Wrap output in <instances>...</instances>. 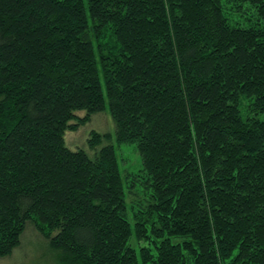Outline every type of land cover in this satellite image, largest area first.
Returning <instances> with one entry per match:
<instances>
[{
	"label": "trees",
	"instance_id": "obj_1",
	"mask_svg": "<svg viewBox=\"0 0 264 264\" xmlns=\"http://www.w3.org/2000/svg\"><path fill=\"white\" fill-rule=\"evenodd\" d=\"M106 100L131 218L112 135L65 143ZM259 114L264 0H0V258L31 225L60 264H264Z\"/></svg>",
	"mask_w": 264,
	"mask_h": 264
},
{
	"label": "rangeland",
	"instance_id": "obj_2",
	"mask_svg": "<svg viewBox=\"0 0 264 264\" xmlns=\"http://www.w3.org/2000/svg\"><path fill=\"white\" fill-rule=\"evenodd\" d=\"M235 3H230L227 7L233 8ZM229 18L243 26L255 23L254 10L249 5H243L242 8L231 10L228 9ZM245 100L241 102L244 106ZM79 117L84 112L76 113ZM264 121V114L256 116ZM91 131L98 133H108L112 135L111 144L114 146L119 169L122 174L124 192L126 195L127 210L129 218H131L134 210H138L140 204L146 198V187L143 182L142 160L136 148L135 143L116 144L115 124L108 110L106 100V109L91 117L90 121L85 125L78 127L76 131H67L65 133L66 146L75 150H85L89 156L94 155V151L88 148L87 140ZM132 200H130L131 198ZM130 244L137 249L144 242L136 243L134 239ZM0 264H60L58 260V252L49 247L48 241L45 240L31 225H28L21 235L20 245L8 257L0 258Z\"/></svg>",
	"mask_w": 264,
	"mask_h": 264
}]
</instances>
